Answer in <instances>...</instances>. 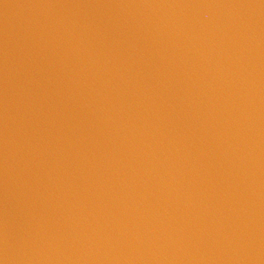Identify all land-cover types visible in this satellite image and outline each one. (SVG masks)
Returning <instances> with one entry per match:
<instances>
[{
	"label": "water",
	"instance_id": "95a60500",
	"mask_svg": "<svg viewBox=\"0 0 264 264\" xmlns=\"http://www.w3.org/2000/svg\"><path fill=\"white\" fill-rule=\"evenodd\" d=\"M0 264H264V0H0Z\"/></svg>",
	"mask_w": 264,
	"mask_h": 264
}]
</instances>
